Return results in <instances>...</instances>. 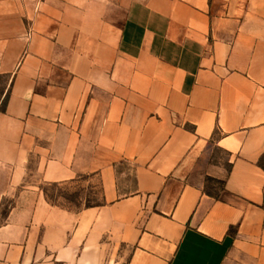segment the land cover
<instances>
[{
  "label": "crops",
  "instance_id": "obj_1",
  "mask_svg": "<svg viewBox=\"0 0 264 264\" xmlns=\"http://www.w3.org/2000/svg\"><path fill=\"white\" fill-rule=\"evenodd\" d=\"M2 198L0 264H264V0H0Z\"/></svg>",
  "mask_w": 264,
  "mask_h": 264
},
{
  "label": "rangeland",
  "instance_id": "obj_2",
  "mask_svg": "<svg viewBox=\"0 0 264 264\" xmlns=\"http://www.w3.org/2000/svg\"><path fill=\"white\" fill-rule=\"evenodd\" d=\"M32 179H37V176H33ZM38 187L40 190L41 187L45 188L46 193L53 201L66 205L72 210L81 208L83 204H91L99 201V187L95 179L86 175L78 177L70 184H59L55 187L49 186L47 183L40 181L38 182ZM10 205L11 200L9 198L1 199L0 224L5 221V217ZM124 260L125 256H122L121 264H124Z\"/></svg>",
  "mask_w": 264,
  "mask_h": 264
},
{
  "label": "trees",
  "instance_id": "obj_3",
  "mask_svg": "<svg viewBox=\"0 0 264 264\" xmlns=\"http://www.w3.org/2000/svg\"><path fill=\"white\" fill-rule=\"evenodd\" d=\"M79 177H80V176H79ZM77 178H78V177L73 178V179L68 180V181H65V182H62V183H48L47 185L55 187V186H57V185H59V184H70V183L74 182ZM41 191H42L43 197L45 198V200H46L49 204H51V205H55V206H58V207H60V208L66 209V210H72L70 207H68V206H66V205L59 204V203H56L55 201H53V200L51 199V197L48 196V194L46 193L45 188L41 187ZM91 204H98V202H96V203H91ZM91 204H83L82 206H85V207H86V206H90ZM79 209H80V208H78V209H76V210H79Z\"/></svg>",
  "mask_w": 264,
  "mask_h": 264
}]
</instances>
